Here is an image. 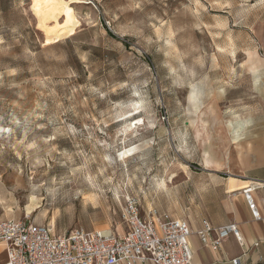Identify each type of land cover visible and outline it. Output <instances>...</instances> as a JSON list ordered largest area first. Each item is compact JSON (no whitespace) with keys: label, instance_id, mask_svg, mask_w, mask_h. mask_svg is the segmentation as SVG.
<instances>
[{"label":"rangeland","instance_id":"obj_1","mask_svg":"<svg viewBox=\"0 0 264 264\" xmlns=\"http://www.w3.org/2000/svg\"><path fill=\"white\" fill-rule=\"evenodd\" d=\"M64 1L79 26L47 44L32 0H0V222L220 215L264 142V0Z\"/></svg>","mask_w":264,"mask_h":264},{"label":"built area","instance_id":"obj_2","mask_svg":"<svg viewBox=\"0 0 264 264\" xmlns=\"http://www.w3.org/2000/svg\"><path fill=\"white\" fill-rule=\"evenodd\" d=\"M261 187L264 182L255 181L243 190L256 221H264L254 198ZM123 219L122 233L76 228L65 234H56L49 226L30 220L2 221L0 244L7 253L5 264H193L194 233L213 251L220 250L231 235L243 242L237 224L213 227L204 220L202 228L194 232L187 221L167 212H143L135 198L128 199ZM233 263L240 264V259Z\"/></svg>","mask_w":264,"mask_h":264},{"label":"crops","instance_id":"obj_3","mask_svg":"<svg viewBox=\"0 0 264 264\" xmlns=\"http://www.w3.org/2000/svg\"><path fill=\"white\" fill-rule=\"evenodd\" d=\"M234 140L239 142V138ZM261 146L257 148L256 156L247 169L246 180L231 178L230 181L225 182L223 198L216 205L221 211L220 215L211 216L208 214L198 222L190 217L177 218L187 221L194 232L202 228L204 220L213 227L234 223L240 229L243 242H239L235 236L231 235L223 241L218 251L204 246L194 233L191 237L193 264H234L233 261L236 259H240V264H264V221L254 220L243 194V190L252 182H264V142L261 143ZM233 160L232 155H229L228 161L233 163ZM254 198L264 216V187L254 192ZM255 243H259V245L255 246ZM6 261L5 247L0 246V264H5Z\"/></svg>","mask_w":264,"mask_h":264},{"label":"bare ground","instance_id":"obj_4","mask_svg":"<svg viewBox=\"0 0 264 264\" xmlns=\"http://www.w3.org/2000/svg\"><path fill=\"white\" fill-rule=\"evenodd\" d=\"M32 1L33 9L39 19L40 25L46 32L47 44L57 42L62 36L73 34L79 26V22L76 20L74 12L68 10V7L70 6L68 2L64 0ZM62 14L65 15V20L63 23H60L59 18ZM51 22L53 23V26L51 25ZM0 246H2V244H0Z\"/></svg>","mask_w":264,"mask_h":264}]
</instances>
